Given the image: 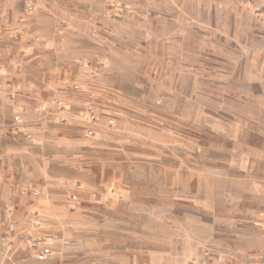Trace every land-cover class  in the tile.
<instances>
[{"label":"rangeland","instance_id":"374dc122","mask_svg":"<svg viewBox=\"0 0 264 264\" xmlns=\"http://www.w3.org/2000/svg\"><path fill=\"white\" fill-rule=\"evenodd\" d=\"M239 39L264 0H0V264H264V127L171 110Z\"/></svg>","mask_w":264,"mask_h":264},{"label":"crops","instance_id":"0c3cea01","mask_svg":"<svg viewBox=\"0 0 264 264\" xmlns=\"http://www.w3.org/2000/svg\"><path fill=\"white\" fill-rule=\"evenodd\" d=\"M236 43L239 44V49ZM236 43L233 44L232 64L228 63L233 69L223 70L222 76L219 75L216 82L217 91L221 93L217 105L211 101L209 74H202L200 86L193 76H186L185 88L175 87V94L171 96V100H175L171 102L173 104L171 110H181V114H185L186 117L182 121L186 126L194 127L189 121L196 113L201 115L202 130L216 128L226 133L230 131L233 138L238 133H247L249 130L264 127V49L249 40L242 42L239 39ZM255 52L257 54L254 55ZM183 100L184 105L179 104ZM5 107L0 110V158L15 155L13 142L2 137L8 123L9 107ZM210 114H217L218 121L210 119ZM200 175L206 181L210 178L208 173L203 172Z\"/></svg>","mask_w":264,"mask_h":264},{"label":"built area","instance_id":"2783aa9c","mask_svg":"<svg viewBox=\"0 0 264 264\" xmlns=\"http://www.w3.org/2000/svg\"><path fill=\"white\" fill-rule=\"evenodd\" d=\"M56 108L58 110H63L61 108V105L60 104H56ZM90 113V118H91V121H93L97 116L98 114H96L97 112L94 111V110H90L89 111ZM20 117L19 116H15L14 117V121L16 122H19L20 120ZM109 124H113V121L110 120L109 121ZM28 138H29V135H27ZM11 231L13 230L12 227H10ZM30 244H31V248L35 251V257L36 259L39 261V262H43L47 259V257L50 255V248L44 243V240L43 239H40V238H33V239H30Z\"/></svg>","mask_w":264,"mask_h":264}]
</instances>
